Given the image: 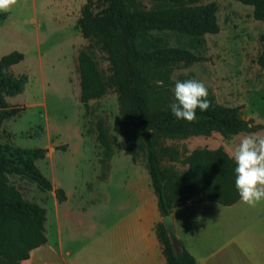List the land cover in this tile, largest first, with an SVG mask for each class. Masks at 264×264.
Listing matches in <instances>:
<instances>
[{"label":"rangeland","instance_id":"rangeland-1","mask_svg":"<svg viewBox=\"0 0 264 264\" xmlns=\"http://www.w3.org/2000/svg\"><path fill=\"white\" fill-rule=\"evenodd\" d=\"M87 1L17 0L8 11H0V57L13 51L21 53L22 59L10 71L26 78L22 91L5 96L9 105L24 109L3 121L0 143L46 149L45 156L35 164L50 180V189L40 188L23 175L9 174L8 178L25 200L46 209L45 233L52 243L57 225L66 238L72 226L81 228L89 220L107 225L117 223L123 214L121 200H135V194L129 195L125 183L132 177L142 179L145 172L148 175L144 150L136 142L133 146L124 142L117 93L110 89L86 103L80 99L81 51L92 55L105 74L109 72L106 53L83 36L77 24ZM141 1L147 8L152 4V0ZM208 2L217 5L218 30L205 33L201 46L193 45L187 35L177 31L155 33L160 45L187 48L199 57L191 64L171 67L168 84L164 86L174 93L176 80L202 81L218 103L236 107L241 117L264 125V70L256 61L264 46V22L253 17L251 5L238 0H196V4ZM99 120L112 141L110 158L103 156L97 139ZM254 132L264 133V128ZM249 133L253 132L158 139V145L174 148L177 161L172 164L181 171L185 167L180 160L194 148L222 147L231 155L240 138ZM131 147L133 153L127 150ZM56 188L64 190L66 204L58 202ZM89 203L93 204L86 208ZM77 207L86 211H78ZM196 217L201 219L196 228H200L206 245L208 235L228 233L223 221L229 217H256L263 225L264 201L256 207L241 203L228 213L213 214L204 206ZM210 244L214 245V241Z\"/></svg>","mask_w":264,"mask_h":264},{"label":"trees","instance_id":"trees-1","mask_svg":"<svg viewBox=\"0 0 264 264\" xmlns=\"http://www.w3.org/2000/svg\"><path fill=\"white\" fill-rule=\"evenodd\" d=\"M238 1L251 5L253 17L264 22V0ZM216 10V3L196 4V0H152L148 8L141 0H88L77 22L83 36L106 53L109 63L105 74L92 55L79 53L80 99L86 103L110 89L117 93L124 142L129 146L136 142L144 150L161 217L179 204L212 201L231 205L240 196L235 187L236 165L222 147L194 148L180 160L185 167L180 171L172 164L177 161L174 148L159 146L158 139L208 136L212 132L230 135L264 128L241 117L236 107L218 103L212 94L208 95L210 108L203 112L197 109L196 120L191 123L177 120L170 111L175 97L164 85L168 84L171 67L191 64L199 57L187 48L160 45L155 33L177 31L187 35L193 45L201 46L205 33L218 30ZM21 59L17 51L0 57V127L5 119L24 109L5 100L6 95L23 89L26 78L10 71ZM256 61L264 70V46ZM97 129L103 156L110 158L113 147L107 128L99 120ZM127 150L133 153L132 147ZM45 152L43 147L0 143V264H20L30 250L47 241L46 209L25 200L8 178L9 174L23 175L40 188L50 189V180L35 164ZM55 196L58 202L64 201V190L56 188ZM155 232L166 264H197L181 241L182 251L174 253L161 221Z\"/></svg>","mask_w":264,"mask_h":264},{"label":"crops","instance_id":"crops-1","mask_svg":"<svg viewBox=\"0 0 264 264\" xmlns=\"http://www.w3.org/2000/svg\"><path fill=\"white\" fill-rule=\"evenodd\" d=\"M128 180L125 185L129 195L131 192L135 194V200L134 203L128 199L121 200L123 214L117 223L107 225L89 220L81 228L72 226L66 238L61 234L60 225H57L54 243L47 238L44 244L30 250L29 257L20 264H166L155 232L161 215L150 175L145 172L142 179L132 177ZM66 203L63 201L61 204ZM241 203L239 199L231 205H222L224 209H218L221 204L205 201L179 204L172 209L177 236L197 264H264V224L261 225L263 221L260 218L239 220L229 217L223 221L228 233L208 235L206 245L199 234L200 228H196V223L201 220L196 215L204 206L208 212L216 214L220 211L228 213ZM198 206L200 209H197ZM86 208L77 207V210L85 212ZM57 219L59 221L58 215ZM67 240L71 244H66ZM212 241L214 245L210 244Z\"/></svg>","mask_w":264,"mask_h":264},{"label":"clouds","instance_id":"clouds-1","mask_svg":"<svg viewBox=\"0 0 264 264\" xmlns=\"http://www.w3.org/2000/svg\"><path fill=\"white\" fill-rule=\"evenodd\" d=\"M17 0H0V11H8ZM175 100L169 105L177 120H196V110L207 111L211 106L208 88L195 79L176 80ZM231 158L235 163V187L243 203L256 207L264 201V133L243 135L235 145Z\"/></svg>","mask_w":264,"mask_h":264},{"label":"water","instance_id":"water-1","mask_svg":"<svg viewBox=\"0 0 264 264\" xmlns=\"http://www.w3.org/2000/svg\"><path fill=\"white\" fill-rule=\"evenodd\" d=\"M161 222L163 223L166 233L168 235V238L170 240L172 249L175 254H178L182 251V245L180 243V240L177 236L176 230H175V225H174V220H173V215L172 213H169L165 216L161 217Z\"/></svg>","mask_w":264,"mask_h":264}]
</instances>
